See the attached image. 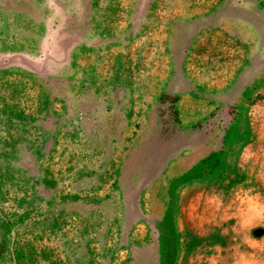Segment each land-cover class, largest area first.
<instances>
[{"label": "rangeland", "instance_id": "1", "mask_svg": "<svg viewBox=\"0 0 264 264\" xmlns=\"http://www.w3.org/2000/svg\"><path fill=\"white\" fill-rule=\"evenodd\" d=\"M0 264H264V0H0Z\"/></svg>", "mask_w": 264, "mask_h": 264}]
</instances>
